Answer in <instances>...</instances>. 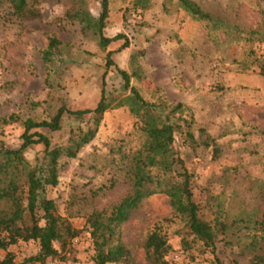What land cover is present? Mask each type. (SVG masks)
Returning <instances> with one entry per match:
<instances>
[{
  "label": "rangeland",
  "instance_id": "rangeland-1",
  "mask_svg": "<svg viewBox=\"0 0 264 264\" xmlns=\"http://www.w3.org/2000/svg\"><path fill=\"white\" fill-rule=\"evenodd\" d=\"M28 1L39 19L20 23L10 18L6 5L0 7V118L16 115L39 121L61 104L70 110L93 109L100 98L106 52H113L114 65L104 80L108 94H129L122 91L117 70L135 74L130 84L145 101L168 108L181 104L177 116L192 123L194 136L215 139L221 150L217 159L210 149L188 148L180 134L175 135V148L190 174L202 215L227 225L216 242L217 258L221 264H248L254 251L240 221L260 219L264 205V2L192 0L214 18V26L192 20L176 6L177 0H108L104 35H124L127 47L119 40L104 52L91 30L84 32L78 22L63 19L79 0ZM84 3L92 16L99 15L101 0ZM49 32L61 42L60 58L53 65L42 60ZM136 122L126 107L109 110L76 158L60 160L58 183L47 188L46 197L81 233L67 246L64 260L48 258L43 264L92 263L85 219L93 211L110 210L131 189L129 161L145 138ZM79 126L84 123L64 116L58 132H32L45 135L52 146H64L69 132ZM22 132L21 122L0 126V141L16 149ZM41 150L34 146L24 156L32 163ZM155 225H161L167 237L165 260L170 264H214V256L202 252L199 244L184 248L175 234L183 224L165 194L142 200L119 227L132 264H148L144 243ZM38 250L37 242H18L0 250V261L10 252L17 264H31L25 261Z\"/></svg>",
  "mask_w": 264,
  "mask_h": 264
},
{
  "label": "trees",
  "instance_id": "trees-1",
  "mask_svg": "<svg viewBox=\"0 0 264 264\" xmlns=\"http://www.w3.org/2000/svg\"><path fill=\"white\" fill-rule=\"evenodd\" d=\"M3 5L8 7L10 18L17 22L40 18V13L28 0H0V7ZM108 5V0H101L100 13L94 17L86 9L84 0H79L63 17L67 23L78 22L80 30L84 32L91 30L98 39L99 49L104 52L111 43L119 40H125L123 48L127 47L124 35L118 34L112 38L104 35ZM176 6L192 20L215 26L214 18L192 0H177ZM163 10L168 12L165 6ZM60 48L57 34L47 33L42 60L53 65L60 58ZM112 54L111 51L106 52L100 98L93 109L70 110L61 104L48 118L39 121L30 118L20 120L16 115L0 118V126L21 122L23 127L18 148H8L0 141V250H7L18 242L33 241L38 243L39 250L25 263L43 264L48 258L65 259L62 254H67V246L81 231L73 228L59 215L54 201L46 197V190L58 183L60 160L76 158L78 152L94 139L105 112L126 107L137 119L135 125L145 138L129 161L127 175L132 183L131 189L110 210L93 211L86 216L85 225L93 246L91 264H132L130 251L119 239V227L128 220L142 200L154 194H165L168 197L169 207L183 224L182 229L175 234L180 236L184 248L189 249L191 244L197 243L202 252L208 250L214 256V264H221L216 256V242L219 235L227 230V225L218 219L207 220L202 215L200 205L193 198L190 174L175 148V135L180 134L183 143L191 150L199 147L210 149L213 159L220 156V148L214 138L206 136L198 140L194 136L191 132L192 123L177 116L183 110L181 104L168 108L145 101L130 84L131 78L137 77L135 74L117 70L122 80V91L129 94L125 97L108 94L104 80L107 70L114 65ZM260 74L264 78V61ZM48 81H45L46 86L52 88ZM64 116L84 123V127L79 126L69 132L64 146H52L45 135L32 132L37 129L58 132ZM39 145L42 147L41 152L32 163L29 162L24 156L25 152ZM240 222L254 251L248 264H264V205L260 219ZM55 244L59 245V249ZM144 249L148 264H170L165 260L170 246L161 225H155L149 233ZM0 264L17 263L13 254L8 252Z\"/></svg>",
  "mask_w": 264,
  "mask_h": 264
}]
</instances>
